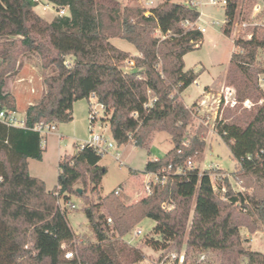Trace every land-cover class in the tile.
<instances>
[{
    "label": "trees",
    "instance_id": "16d2710c",
    "mask_svg": "<svg viewBox=\"0 0 264 264\" xmlns=\"http://www.w3.org/2000/svg\"><path fill=\"white\" fill-rule=\"evenodd\" d=\"M50 1L68 6L70 14L47 21L35 12L36 0H0V106L17 107L15 96L6 90L17 51H36L48 60L45 67L56 66V73L44 79L42 97L28 106L25 127L0 121V264H77V259L65 257L67 250L75 249V233L56 192L84 198L86 193L75 187L78 182L97 190L107 172L100 164L102 154L86 146L62 157L58 183L52 189L30 173L29 159L42 160L45 150L43 135L34 126L72 121L74 103L91 96L104 106L106 114L111 112L107 121L118 145L133 142L147 146L156 130L168 132L173 146L163 157L146 162L145 173L162 174L164 170L168 174L166 182L154 185L150 195L129 204L115 192L96 203L84 199L97 241L77 243L82 262L120 264L125 251L133 253L132 261L142 258L126 241L109 235L108 219L124 235L150 218L156 222L154 229L159 235L153 238L156 246L181 250L186 239L189 250L219 251L221 264H242V258L249 264H264V252L246 247L240 233L243 226L253 233L264 222V195L235 191L228 179L221 195L212 182L213 170L201 173L198 167L186 164L194 156L199 158L206 147L200 132L185 141L197 103L187 106L182 98L184 90L198 78L193 69H185L184 56L199 48L204 37L187 22H196L201 12L173 0L158 4L148 14L143 7L113 5L105 0ZM238 2L228 0L226 15L230 19ZM231 27L228 21L224 33L230 35ZM156 31L162 36L157 37ZM115 37L133 43L140 55L133 56L114 45L110 39ZM234 43L242 51L232 53L229 82L237 86L241 100L262 102L235 121H218L215 128L240 165L234 177L253 175L264 180V91L257 86V75L263 72L258 55L264 49V33L251 39L238 38ZM129 59L135 60V67L124 71L122 63ZM11 61L14 65L10 67ZM179 165L184 166V173H175ZM163 204L171 208L165 209Z\"/></svg>",
    "mask_w": 264,
    "mask_h": 264
},
{
    "label": "rangeland",
    "instance_id": "374dc122",
    "mask_svg": "<svg viewBox=\"0 0 264 264\" xmlns=\"http://www.w3.org/2000/svg\"><path fill=\"white\" fill-rule=\"evenodd\" d=\"M107 3H119L122 6H136L148 9L145 0H105ZM176 2L186 3L189 0H173ZM208 1V0H204ZM257 0H239L237 10V20L241 23L247 21L254 22L253 4ZM35 12L47 21H51L57 16L56 12L51 9L44 10L42 7H35ZM201 18L199 24L206 26L207 31L204 32V37L199 48L187 53L184 56L185 69H193L202 71L200 82L201 85L192 83L182 93V98L185 103L193 105V113L191 114L190 123L186 129L185 138L189 140L197 133H202L204 136L206 147L202 155L192 157L194 167H198L202 173L205 169L213 170L212 176L216 173L222 174V178L217 182L215 190L223 195L226 192V179L231 183L233 190H244L248 193L256 194L257 196L264 195V180H258L253 175H248L244 178H235L234 174L238 173L240 165L231 153L229 146L223 141L221 136L216 131L217 120L220 118L226 121H235L237 117H243L245 112L254 110L262 100H254L249 98L250 108L244 105V100L238 97L239 103L235 107L226 106L223 103L218 107L214 101H210L204 105H200L202 99H198L202 94L204 84H210L216 80L224 78L225 85L233 86L237 91V86L231 84L228 78L229 64L232 59V53L242 51L240 47H236L234 40L242 38V36L255 32L256 35L263 34L261 28L250 27L245 32L240 25L231 27V34L224 33L223 28L226 20V7L224 5H212L210 3L199 7ZM260 20V19H258ZM155 35L161 37L162 33L156 31ZM46 42V39H43ZM110 41L117 47L128 51L131 55H140L135 45L123 38H111ZM17 60L14 70L11 71L8 77L6 90L11 92L15 98L18 111V117L25 118V108L29 104L36 103L45 92V77L56 73V66L51 64L45 67L48 60L36 51H17ZM134 56V55H133ZM49 59V58H48ZM10 67L14 65V61L9 63ZM258 65L263 69V72L257 75V86L264 91V49H260L258 55ZM135 67V60L129 59L122 63L124 71H132ZM151 101L154 99V93H150ZM246 100V99H245ZM94 108L97 113V121L95 129L98 132H104L116 149H109L102 154L100 164L106 167L107 172L103 176L102 182L97 190H93L91 184L85 186L82 182H78L75 187L81 188L86 195L84 198L76 193L63 194L60 203L65 205V201L69 204H74L75 208H67L68 220L75 233V246L78 248V242L96 243L97 238L90 226L85 213L87 203L84 201L88 197L90 203H96L100 197L106 196L115 192L120 188V196L126 203H133L138 199L146 196L145 185L148 176L145 173V165L149 157H162L173 146L170 135L166 131H153L152 138L148 141L147 146L139 147L133 142L118 145L113 139L110 130V125L107 119L111 116V112L105 113V108L99 104L93 96L79 99L74 103L73 113L74 119L69 122L56 123V128L51 131L42 133L43 147L45 148L43 159L36 160L30 158L29 169L34 176H39L44 179L48 189L54 188L58 183L59 161L62 157L71 156L78 151L79 146L88 141L91 137L90 130V108ZM198 107H200L198 109ZM102 127L99 129L98 127ZM119 152V156L116 152ZM214 181V176H213ZM224 185L225 190L219 189V185ZM59 200V199H58ZM101 211L105 212L102 207ZM107 213V212H106ZM243 213H245L243 211ZM108 215V213H107ZM107 217H111L108 215ZM109 222V220H108ZM112 223V222H110ZM190 224V222H189ZM156 222L153 219L145 218L137 223L132 229L124 235L114 229V225L109 224V235H115L123 241H131L127 243L130 249H137L143 256L156 258L162 249H165L162 244L156 246L153 243V238H159L154 227ZM142 228L143 234L136 238L132 237L133 231L136 228ZM245 231V230H244ZM183 248H187L186 239ZM182 248V249H183ZM254 248H264V236ZM172 249L178 250L173 247ZM78 251V250H77ZM199 250H189L190 259L195 261ZM212 264H221L222 255L219 251H210ZM133 253L125 251L120 256V264H132L135 262ZM141 259V258H139ZM138 259V260H139ZM244 258H242V261Z\"/></svg>",
    "mask_w": 264,
    "mask_h": 264
},
{
    "label": "built area",
    "instance_id": "2783aa9c",
    "mask_svg": "<svg viewBox=\"0 0 264 264\" xmlns=\"http://www.w3.org/2000/svg\"><path fill=\"white\" fill-rule=\"evenodd\" d=\"M36 1L38 3L36 7L38 8L42 7L44 10L49 8L51 10H54L56 14L59 16L70 14V10L68 6H58L54 4L53 2H51L50 0H36ZM145 1H146V5L149 7L148 9H146L147 14H148L150 9H152L153 7H156L158 4L166 0H145ZM206 3H210L212 5L221 4L226 7L228 5V0H208L207 2L204 0H189V1H186L185 4H187L188 6L192 8H196L199 10V7L200 6L202 7ZM237 10H238V7H237ZM237 10H236V13L233 19H230L226 15L227 17L225 20V24H227L228 21H231L232 26L240 25L241 29L244 32L248 30V28L250 27L261 28L264 32V0H257L253 4V13H254V19H255L253 23H250L247 21H242L240 23L237 20ZM200 18H201V15L196 22H193V23L187 22V25L190 26L191 28H197L204 33L207 31V27L201 26L199 24ZM254 34L255 32H250L242 36V39H251L254 36ZM214 102L218 104V107L222 103L226 106L230 105L232 107H235L239 103L236 89L233 86L224 85V87L222 88L217 98L214 99ZM206 103L207 101L204 99L200 102V105H204ZM250 103H252L250 99L244 100V105L249 108L251 107ZM199 108L200 107H198V109ZM90 115H91L90 116V123H91L90 130L92 133L91 137L88 141L82 143L79 146L78 150H82L86 146H90V147H93L95 150H97L99 153L103 154L104 152H107L109 149H112V148L116 149V146L111 141H109L108 137L106 136L104 132L96 131L95 123L97 121V113L95 112L92 106L90 108ZM220 120H223V119L220 118L219 120H217V122ZM0 121L6 124L7 126L25 127V118L24 119L19 118L17 110L5 109V108H2L1 106H0ZM55 124L56 123L39 122L34 126V130L39 131L42 134L47 131L54 130L56 128ZM98 128L101 129L102 127L100 126ZM43 143L44 141L42 139V144ZM261 152L264 153V148L261 149ZM116 154L119 156L118 151L116 152ZM186 164L188 165V167H191L193 165L192 159H189L186 162ZM168 169H171V167H169ZM184 171H185L184 166L179 165L176 167L175 173L180 174V173H184ZM146 174L148 176L146 182L144 183L145 185L144 189H145L146 195H150L152 193L154 185H156L157 183L166 182L167 177H168V174L164 172V170L162 174H159L157 172H149ZM213 176H214V181L212 179V182H213L214 188H217V182L215 181H217L220 176H221L220 178H222L223 175L216 173ZM213 176L211 175L212 178ZM2 179L3 177L0 175V182L2 181ZM222 190H225V186L222 187ZM120 193H121L120 188L115 190V194L119 195ZM56 195L58 196V199H59L58 204L62 210L67 209L69 207L71 209L76 207L74 204L70 205L69 201H65V205L63 206V204L60 203L61 200L64 199L62 196L63 194L57 191ZM163 208L167 209V208H171V206L168 204H163ZM108 220H109V224H111L110 222H112V219L109 218ZM142 234H143V229L139 227L133 231L132 237L136 238L138 236H141ZM126 242L129 244L131 243V241H128V240ZM209 252L210 251H205V250L198 251L195 261L194 260L192 261L190 259V255L188 253L187 248H183L181 250L165 248L160 251V254L156 258L143 256L141 259L133 262L132 264H212V259L210 258ZM65 257L68 259H74V258L77 259L78 260L77 264H86L81 261L76 246H75V249L67 250L65 253ZM242 264H249V263L246 260H243Z\"/></svg>",
    "mask_w": 264,
    "mask_h": 264
},
{
    "label": "crops",
    "instance_id": "0c3cea01",
    "mask_svg": "<svg viewBox=\"0 0 264 264\" xmlns=\"http://www.w3.org/2000/svg\"><path fill=\"white\" fill-rule=\"evenodd\" d=\"M133 55H137V54H133ZM197 74H198V78L195 80L194 83H196L197 85H201L200 82V77H201V73L202 71L199 70H194ZM193 83V84H194ZM225 83H224V78H222L221 80H216L213 83L210 84H204L203 86V90H202V94L200 95V97L198 99H202V100H206L207 103L210 101H214L215 98H217V96L219 95V93L221 92L222 88L224 87ZM201 100V101H202ZM200 101V102H201ZM195 102V101H194ZM193 102V103H194ZM185 103V102H184ZM187 106H190L188 103H185ZM30 105V104H29ZM27 108H25V113H26ZM154 134V133H153ZM152 134V135H153ZM151 135V138H152ZM150 138V139H151ZM172 148V147H171ZM170 148V149H171ZM169 149V150H170ZM168 150V151H169ZM167 151V152H168ZM166 152V153H167ZM163 157V156H162ZM161 157H149L148 159H158ZM29 164H30V160H29ZM39 177V176H37ZM40 178V177H39ZM44 180V179H43ZM45 181V180H44ZM156 226V225H155ZM245 230V231H244ZM240 233L241 236L244 240V244L246 247H248L251 250L254 251H260V252H264V248H254V246L258 245V242L262 239V237L264 236V222H260L259 223V228L258 230H256L255 232H250L249 229L245 226L240 228Z\"/></svg>",
    "mask_w": 264,
    "mask_h": 264
},
{
    "label": "water",
    "instance_id": "95a60500",
    "mask_svg": "<svg viewBox=\"0 0 264 264\" xmlns=\"http://www.w3.org/2000/svg\"><path fill=\"white\" fill-rule=\"evenodd\" d=\"M78 191H79V193H81V192H82V189H81V188H79V189H78Z\"/></svg>",
    "mask_w": 264,
    "mask_h": 264
}]
</instances>
